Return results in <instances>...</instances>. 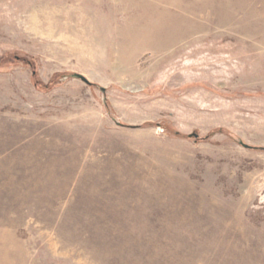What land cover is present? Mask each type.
<instances>
[{"label":"rangeland","instance_id":"obj_1","mask_svg":"<svg viewBox=\"0 0 264 264\" xmlns=\"http://www.w3.org/2000/svg\"><path fill=\"white\" fill-rule=\"evenodd\" d=\"M0 264H264V0H0Z\"/></svg>","mask_w":264,"mask_h":264},{"label":"water","instance_id":"obj_2","mask_svg":"<svg viewBox=\"0 0 264 264\" xmlns=\"http://www.w3.org/2000/svg\"><path fill=\"white\" fill-rule=\"evenodd\" d=\"M17 58H18V57H17ZM70 77H71L72 79L80 80V81L84 82V83L87 84V85H92L89 81H87V80H86L82 75H80V74H76V73H74V74L70 75ZM100 91H101L102 93H104V92H105V89H104V88H100ZM188 137H189V138H192V137L197 138L198 135H197V134H190V135H188ZM240 144H241L242 146H244V147L251 148V147H248L247 145H244L242 142H240Z\"/></svg>","mask_w":264,"mask_h":264},{"label":"trees","instance_id":"obj_3","mask_svg":"<svg viewBox=\"0 0 264 264\" xmlns=\"http://www.w3.org/2000/svg\"><path fill=\"white\" fill-rule=\"evenodd\" d=\"M24 60V59H23ZM25 61V60H24Z\"/></svg>","mask_w":264,"mask_h":264}]
</instances>
